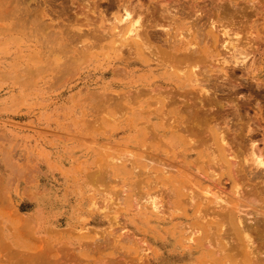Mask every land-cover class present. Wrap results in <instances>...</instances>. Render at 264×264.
<instances>
[{"label":"rangeland","instance_id":"rangeland-1","mask_svg":"<svg viewBox=\"0 0 264 264\" xmlns=\"http://www.w3.org/2000/svg\"><path fill=\"white\" fill-rule=\"evenodd\" d=\"M168 8L147 0H0V264H188L183 233L193 209L152 211L146 201L148 193L166 201L157 184L169 158L163 143L186 136L180 127L212 103L223 122L242 100L241 115L264 123L252 108L256 99L264 105V86L256 87L258 65L248 70L251 61L235 62L227 49L231 78L245 87L233 97L222 69L205 72L197 78L212 95L204 102L175 60L192 41L181 36L189 19ZM147 36L160 54L146 56ZM209 44L212 59L225 58ZM148 56L159 60L151 68ZM150 84L161 92H146ZM40 195H49L53 216L37 226ZM195 256L215 264L201 250Z\"/></svg>","mask_w":264,"mask_h":264},{"label":"bare ground","instance_id":"bare-ground-1","mask_svg":"<svg viewBox=\"0 0 264 264\" xmlns=\"http://www.w3.org/2000/svg\"><path fill=\"white\" fill-rule=\"evenodd\" d=\"M147 1L149 4H156L160 8V12L164 11L163 13L169 11L171 8H168L169 5L176 8L179 13L183 9L181 14L189 19V24H187L189 29L184 33L182 31L181 36L185 37L183 39L191 37L192 41L188 40L189 42L180 49L181 52L175 53L176 62L181 63V73L189 77V80L187 79L189 82L198 84L200 80L197 78L203 76L205 72L207 75L209 72H217L218 69H222L224 74L222 73L221 76L225 83L234 84L231 91L233 97L239 94L240 91L237 89L240 86L242 88L243 85L240 82L238 83L239 86L235 85L238 80L235 81L231 78L230 70L226 67V55L223 53V51L230 49L234 51L233 54L228 51L225 53H228L227 55L232 54L231 57L233 58H230L235 62L236 60L240 61L239 59L241 62L251 61L248 64L250 66L248 70L258 65L256 87L264 86V82L260 78L264 75V0ZM128 20L129 14H126L121 22ZM137 29L138 27L133 26L127 34L135 33ZM216 35L219 36L221 45L218 44L219 38ZM209 43H217L222 50L219 47L217 49V45L215 48L221 50L222 52H220L225 55V58L223 56L221 61L212 59L213 54L208 50V47L212 46ZM153 47L147 36L146 56L147 54L151 56L155 54ZM157 51L161 53L162 50L157 49ZM157 51L155 50V52ZM159 52L157 53L160 54ZM221 53L220 55H222ZM162 54L166 56V52ZM151 56H148L151 59L146 60V67L148 68H151L150 62L159 61ZM213 69L215 70L212 71ZM208 76L210 75L208 74ZM208 76L206 77L209 78ZM213 77L215 76L212 75ZM212 78L210 76V80ZM243 81L246 82V79ZM200 83L202 84L203 81ZM149 86L150 90L147 88L146 92L154 94L161 92V86L157 85L158 87H156L151 84ZM199 87L200 89H195V91L204 97H202L203 101L205 97L212 96L209 93L210 89L206 90L201 85ZM228 91L230 90L228 89ZM228 93L230 94V92ZM249 95L251 96V94ZM213 98L212 101H214ZM246 98V104H248L247 102L252 98H248V94ZM239 102L245 103L242 100ZM240 103H236L231 109L229 108L231 111L233 110L230 112L234 118L231 115L228 116L232 118V120L228 118L227 120H231L228 122L226 120V122L221 121L222 117H219L221 115L216 114L218 112L214 113L213 108L208 109L213 103L208 107L206 105V109L201 106L202 103H197L204 109L202 111L201 108L197 107L201 109L200 114L204 113V116L201 114L202 118L198 113L197 118L192 121L193 123L190 122V124L187 123L188 126L180 127L181 132L186 135L183 137L184 139H170L165 143L161 141L164 144L166 154L163 153L169 158L165 159L164 162L161 160L163 171L160 173L161 179L157 184L161 186L162 196L165 197L166 201L162 202L163 205H161L149 193L146 201L147 204L152 205L150 207L152 211L160 212L163 207H168V210L178 209L186 212L189 211L188 208L193 209V222L186 227L188 233H183L188 235L187 241L189 243L184 248V257L188 258V264H198L199 257H196L195 254L200 250L212 257V262L214 261L215 264L219 260L221 264H224L226 260H229L230 264H264V123L253 122L251 117L250 119L247 118L246 115L250 116L251 114L245 113L248 109L245 108L244 111L243 108V113L246 114H244L245 119L241 115L242 112L239 111L242 108L238 110ZM253 104L256 106V108L253 107L254 105L252 106L254 110L256 109L254 114L260 115L262 120L264 105L262 106L257 99L254 100ZM243 105L241 106L244 107ZM226 115L229 114L226 113ZM177 127H179L178 124L175 128ZM49 200V195L35 197L33 216L37 226L46 223L53 216V212L49 208ZM71 213L72 219H76V210L72 208Z\"/></svg>","mask_w":264,"mask_h":264}]
</instances>
